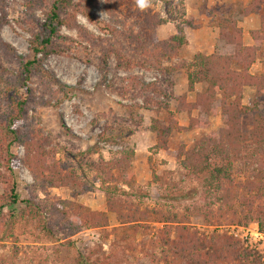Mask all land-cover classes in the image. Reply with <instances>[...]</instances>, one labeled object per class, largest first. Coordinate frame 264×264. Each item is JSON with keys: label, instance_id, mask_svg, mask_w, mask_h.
Here are the masks:
<instances>
[{"label": "rangeland", "instance_id": "374dc122", "mask_svg": "<svg viewBox=\"0 0 264 264\" xmlns=\"http://www.w3.org/2000/svg\"><path fill=\"white\" fill-rule=\"evenodd\" d=\"M249 2L148 0L146 8L150 7L165 19L164 23L156 27L158 39H166L177 33V27L183 28L186 43L179 48L169 64L188 65L197 52L225 53L223 42L218 36L222 20H237L243 31L244 42L252 43L248 32L259 27L260 16L264 14V2L258 13L245 15L243 10ZM22 9L21 0H4V3H0V10L7 16V22L0 29V37L24 59H28L31 57L28 41L30 35L15 22ZM92 12L101 26L113 24L102 2ZM250 15L254 20L248 18ZM76 18L77 23L88 33L112 37L87 17L77 14ZM60 34L80 40L76 29L62 27ZM261 48L264 49V41ZM43 66L51 69L65 84L74 86L75 92L60 95L62 100L57 105L53 104L55 100L49 105L30 103L26 109L25 122L46 141L44 148L50 152L49 162L61 166L63 171H74L78 181L42 191L23 163L24 146L14 143L10 147L13 155L9 164L11 170L6 167L7 163L0 167V195L9 197L14 180L18 201L13 206L15 211L3 208L0 219V264H166L155 242L157 231L163 225L161 222L148 219L142 221L141 226L138 225L135 230L133 224H120L115 213L106 210V192L109 190L105 191L93 163L100 157L108 159L128 151L133 152L127 170L128 178L112 180V183L118 184V190L109 195L112 199L121 200L140 210L156 209L185 216L189 225L204 234L226 233L241 239L240 236L245 234L241 228H247L246 234L250 237L249 230L258 226L256 220H249L245 225L236 221L212 225L206 223L204 215L215 212L217 207L214 203L215 191L207 183V174L183 168L172 153L180 145L189 147L201 137L218 134L223 126L224 116L218 100L215 103L217 110L213 114L204 115L197 110L191 112V116H199L206 122L204 126L184 129L188 124V114L185 109H177V98L184 95L187 102H192L195 94L204 89L203 83L194 84L190 90L184 68L171 73L154 68L135 67L124 70L116 66L113 57L104 70L70 54H52L43 62ZM12 69L13 66L3 63L0 65V75L9 77ZM263 69L261 60L257 59L250 71L260 74ZM141 81L154 82L160 86L165 92L160 98L165 101V106L146 109L141 106V97H128L135 92L134 86ZM131 83L134 89L127 92L126 98L116 93L118 89L116 91L115 87H131ZM40 84L34 78L28 85L38 95ZM253 93L254 87L246 86L242 102L250 104ZM10 94L6 81H0V115L14 110ZM218 98L221 99V95ZM130 106L141 107L130 112ZM170 116L176 125L168 139L167 149H156L153 122L156 119L166 122ZM249 122V117L244 118L243 127H247ZM0 148H4L3 143H0ZM258 160L264 167V159ZM241 161L243 158L236 159L234 164L240 168ZM245 173L248 174V171ZM244 177L242 171L237 174L238 179ZM128 179H132V186L127 185ZM78 190L75 200L84 206V210L105 211L107 224L93 227L90 223L75 219L78 228L74 233L58 231L57 234H47L45 226L51 220L48 207L57 205L60 200L72 199V193ZM27 200L37 205V212L21 213L22 209L27 208ZM255 239H245L243 245L258 250L264 257V238Z\"/></svg>", "mask_w": 264, "mask_h": 264}, {"label": "trees", "instance_id": "16d2710c", "mask_svg": "<svg viewBox=\"0 0 264 264\" xmlns=\"http://www.w3.org/2000/svg\"><path fill=\"white\" fill-rule=\"evenodd\" d=\"M100 2L104 4L112 25L101 26L92 12ZM263 2L250 0L243 10L244 14L258 13ZM0 3H4V0H0ZM21 5L23 9L15 22L30 35L31 57L24 59L0 37V65L13 66L9 77L5 78L1 74L0 81H6L14 102L12 112L0 115V143L4 145L3 149L0 148V167L7 163L6 167L11 170L9 164L13 155L10 147L16 143L24 146L23 163L42 191L78 181L74 171H63L61 166L49 162L50 152L44 148L46 141L25 122L26 109L30 103L49 105L55 100L53 104L57 105L62 100L60 95L75 92L74 86L65 84L51 69L43 66L50 55L70 54L84 63L95 64L100 70L107 69L111 57L116 66L124 70L154 68L171 73L184 68L190 90L196 83L204 85L192 102H187L184 95L177 98V109H185L188 114V124L184 129L204 126L206 122L199 116H191V112L197 110L204 115L213 114L217 110L215 103L218 100L224 116L218 134L201 137L189 147L180 145L172 152L183 168L207 174V183L215 191L214 203L217 207L215 212L204 215L205 221L212 225L235 221L246 224L249 220H256L260 231L264 232V167L258 160L264 159V69L260 74L250 71L257 59L261 60L264 67V49L261 48L264 41V14L260 16L259 27L248 32L252 43L244 42L243 31L237 20L225 19L218 27V36L223 42L225 53L197 52L188 65H171L169 61L186 43L183 28L177 27V33L166 39H158L156 27L164 23L165 19L150 7L141 10L134 0H21ZM77 14L87 17L112 37L88 33L77 23ZM5 22L7 16L0 10V29ZM62 27L76 29L80 40L61 35ZM34 78L41 83L38 95L28 85ZM130 85L115 87V90L118 89L116 93L126 98L127 92H132L136 87L135 92L128 97H141L142 107L151 109L153 106H165V101L160 100L165 92L156 83L141 81L134 87L132 83ZM246 86L254 87L250 104L242 102ZM141 106H130L128 110L132 112ZM246 117H249L250 122L247 127H243ZM175 125L176 121L171 116L166 122L154 120L152 126L156 133V149H167ZM131 157L132 151L121 152L108 159L100 157L93 163L105 191H110L106 192V210L115 213L120 224H133L135 230L142 221L148 219L161 222L163 225L157 231L155 242L166 264H264L258 250L243 245L245 240L226 233L204 234L189 225L185 216L156 209L140 210L121 200L112 199L110 193L118 190V184L112 183V180L128 178ZM241 158L243 161L238 168L234 161ZM241 171L245 177L238 179L237 174ZM126 183L128 186L133 185L132 179ZM78 193L79 190L72 193V199H63L57 205L48 207L51 220L45 226L47 234H57L58 231L74 233L78 228L75 219L90 223L93 227L107 224L106 212L84 210V206L75 200ZM17 201L18 195L12 180L9 197L0 195V219L3 208L14 210ZM26 205V210L22 209L21 213L37 212L34 202L27 200Z\"/></svg>", "mask_w": 264, "mask_h": 264}, {"label": "built area", "instance_id": "2783aa9c", "mask_svg": "<svg viewBox=\"0 0 264 264\" xmlns=\"http://www.w3.org/2000/svg\"><path fill=\"white\" fill-rule=\"evenodd\" d=\"M241 230L243 231V233H245L244 236H240V238L242 240H245V239H247V240L250 239L251 240V238L256 240L255 239L256 237H258V240L264 238V234L259 230V227L257 225H255V228L253 230H249L248 234L250 235L251 238L248 237V235L246 234L247 230H248L247 228L246 229L245 228H241ZM262 259L264 261V257L263 256H262Z\"/></svg>", "mask_w": 264, "mask_h": 264}, {"label": "clouds", "instance_id": "9594fccd", "mask_svg": "<svg viewBox=\"0 0 264 264\" xmlns=\"http://www.w3.org/2000/svg\"><path fill=\"white\" fill-rule=\"evenodd\" d=\"M137 4L143 10L148 4V0H137Z\"/></svg>", "mask_w": 264, "mask_h": 264}, {"label": "crops", "instance_id": "0c3cea01", "mask_svg": "<svg viewBox=\"0 0 264 264\" xmlns=\"http://www.w3.org/2000/svg\"><path fill=\"white\" fill-rule=\"evenodd\" d=\"M224 1V0H223ZM250 17V19H252V20H254V18H253V16L252 15H250V16H248V18Z\"/></svg>", "mask_w": 264, "mask_h": 264}]
</instances>
